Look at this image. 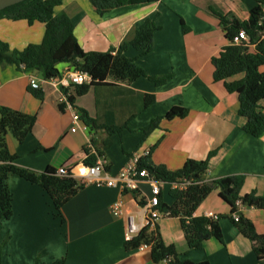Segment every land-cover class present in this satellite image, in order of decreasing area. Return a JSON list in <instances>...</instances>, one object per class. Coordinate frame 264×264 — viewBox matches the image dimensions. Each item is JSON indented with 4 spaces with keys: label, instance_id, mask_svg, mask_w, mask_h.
Listing matches in <instances>:
<instances>
[{
    "label": "crops",
    "instance_id": "0c3cea01",
    "mask_svg": "<svg viewBox=\"0 0 264 264\" xmlns=\"http://www.w3.org/2000/svg\"><path fill=\"white\" fill-rule=\"evenodd\" d=\"M264 0H160L158 3L123 6L97 15L89 0H62L55 11L65 13L74 27V36L84 52H109L146 20L158 27L153 35V49L138 56L131 47L127 58L144 71L145 77L133 82L106 80L108 86L91 87L75 97L79 110L101 125L121 127L104 152L106 171L115 176L133 155L150 151V162L168 171H178L187 160H208L207 179L243 176L240 195L255 193L264 197V133L258 137L243 132L246 119L238 115V94L229 93L224 82L213 79L212 58L229 44L226 31L213 13L243 23L250 10ZM264 5H261L263 7ZM213 12V13H212ZM185 29V31H184ZM45 26L25 20H0V41L12 50L40 44ZM249 50L254 51V46ZM59 75L72 69L60 64ZM264 71V67L260 69ZM30 74L15 66L0 65V107L33 115L35 124L23 143L6 136L10 153L19 167L41 172L47 167L79 171L83 167L86 141H101L103 130L89 128L71 132L68 111L60 105V93L51 84H43V99L29 92ZM39 77L38 75H34ZM167 78L155 85L150 78ZM239 74L227 82L242 79ZM152 95L153 105L143 106V96ZM264 114V99L258 104ZM173 107L188 111L185 118L162 119L157 128L145 135L143 129ZM212 154V155H211ZM12 216L0 231L1 264H154L150 247L127 252L126 218L113 217L109 207L118 200L124 213L135 220L142 216L139 201L147 198L150 187L139 184V191L122 193L116 188L82 186L62 207L63 222L53 216L49 198L36 185L10 175ZM173 185H161L163 200L173 204L168 191ZM215 188L199 204L194 217L212 211L221 216L216 223L221 241L210 238L202 249L187 248L178 219L166 217L156 229L165 245L175 247L180 259L208 264H264L257 259L252 244L229 219L230 207ZM240 214L264 235V209L242 207ZM161 264H168L163 262Z\"/></svg>",
    "mask_w": 264,
    "mask_h": 264
},
{
    "label": "trees",
    "instance_id": "16d2710c",
    "mask_svg": "<svg viewBox=\"0 0 264 264\" xmlns=\"http://www.w3.org/2000/svg\"><path fill=\"white\" fill-rule=\"evenodd\" d=\"M160 0H89L97 15L101 16L111 9L123 6H136L158 3ZM258 5L250 10L249 18L243 23L227 20L225 17L214 14L226 31L229 44L224 47L217 57L212 58L214 67L213 79L215 82H224L227 92L238 94V115L246 119L243 132L258 138L264 133V114L260 111L259 102L264 99V13L261 5L264 1H258ZM62 5V0H24L16 5L0 11V20L12 21L25 20L28 24L35 22L45 26L44 35L40 44L28 45L23 50H12L8 44L0 41V65L15 66L17 69L30 75L49 80L59 76L60 64H71L74 70L88 74L91 81L82 86H77L74 95L69 100L74 103L75 97L85 95L91 87H105L109 78L114 82H133L145 77L144 71L135 63V59L127 58L125 51L131 47L138 56L150 53L153 49V35L158 27L151 20H146L137 29H134L120 44L118 49L109 52H84L79 46L75 36L74 27L70 18L63 12L55 11ZM185 31V29H184ZM244 31L249 39L248 43L239 45L231 44L232 38L238 32ZM254 46V51L249 50ZM242 74V79L227 82L229 78ZM155 85L164 84L167 78H150ZM29 92L38 100L43 99L41 90ZM155 98L152 95L143 96V106L148 108L153 105ZM77 109V108H76ZM81 122L94 133L103 130L105 137L99 141L96 136L91 137L94 152L84 147V166L95 165L98 158H104V152L111 146V138L120 132L121 127L101 125L97 120L88 116L84 110L77 109ZM188 111L181 107H173L163 117L154 119L148 127L142 131L145 135L157 128L162 119L185 118ZM36 118L33 115L23 114L18 111L0 107V231L3 223L12 216V196L8 186L10 175L36 185L43 190L49 198L53 216L63 222L62 207L81 189L80 182L71 177L68 170L66 176H58L57 170L47 167L41 172H35L15 164L16 156L11 154L6 144V136L11 135L18 143H23L31 134ZM95 133V134H96ZM212 155V154H211ZM149 155L139 159V170L145 169L149 178H153L159 184L182 185L185 189L172 188L168 191L173 200L171 206H167L162 193L159 194V210L168 213L169 217L178 219L183 232L187 248L190 250L202 249L203 244L212 237L221 241V232L216 224L208 227L207 219L194 217L193 213L199 204L215 188L219 189L220 198L230 207L229 219L239 233L252 244V249L257 259H264V235H258L253 225L240 214L242 207L264 209V197L250 193L240 195L243 186V176L224 177L212 181L207 179L208 160H187L176 172L168 171L162 165H153ZM140 205L144 200L139 201ZM240 203V207L236 204ZM238 214V221L231 216ZM141 245L150 247L151 260L154 264L168 262V264H208L194 263L180 259L174 246L165 245L158 229L152 232L143 230L131 241L125 242L124 249L134 251ZM0 244V264L2 255ZM53 264H64V260H55Z\"/></svg>",
    "mask_w": 264,
    "mask_h": 264
},
{
    "label": "built area",
    "instance_id": "2783aa9c",
    "mask_svg": "<svg viewBox=\"0 0 264 264\" xmlns=\"http://www.w3.org/2000/svg\"><path fill=\"white\" fill-rule=\"evenodd\" d=\"M264 13V6L261 7ZM249 39L244 31L238 32L232 40L231 44L239 45L243 42L248 43ZM29 87L33 90H41L43 84H51L60 93V105L66 111L69 112L72 127L71 132L86 131L88 128L81 122V117L75 104L69 100L70 96L74 95L75 88L77 86L86 85L91 81V77L88 74L81 73L78 70L68 69L58 77L51 78L49 80L30 75L28 78ZM85 147L91 152H94V148L91 143V138L86 141ZM149 155V150H144L142 155H133L128 163L123 167L115 176H111L106 171V162L104 158H98L95 165L89 167L85 166L79 171H71V177L78 180L82 186H95V187H107L119 189L122 193L125 192H137L139 191V184L147 183L150 187V194L147 198H143L144 203L139 205L142 216L139 220H135L133 215L124 213V204L122 200H118L113 203L110 207V213L113 217L126 218V241H131L137 237L143 230L152 232L156 229L158 221L163 218L169 217L168 213L161 212L159 210V194L161 192V185L157 183L152 177L149 178L148 173L145 169L139 170L138 163L139 159ZM68 170L64 167L57 169L58 176H66ZM173 188L185 189L187 184L173 185ZM240 207V203L236 204ZM207 219L208 227L212 224H216L221 216L215 212L207 211L202 216ZM231 218L234 221H238V214H233ZM148 247L141 245L140 249Z\"/></svg>",
    "mask_w": 264,
    "mask_h": 264
},
{
    "label": "water",
    "instance_id": "95a60500",
    "mask_svg": "<svg viewBox=\"0 0 264 264\" xmlns=\"http://www.w3.org/2000/svg\"><path fill=\"white\" fill-rule=\"evenodd\" d=\"M24 0H0V11L10 6L16 5ZM208 185H212V181L208 182Z\"/></svg>",
    "mask_w": 264,
    "mask_h": 264
}]
</instances>
